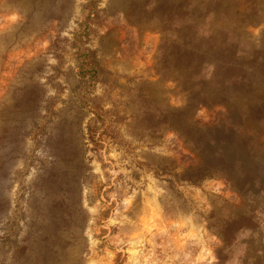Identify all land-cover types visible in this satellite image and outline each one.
Masks as SVG:
<instances>
[{
  "label": "rangeland",
  "instance_id": "obj_1",
  "mask_svg": "<svg viewBox=\"0 0 264 264\" xmlns=\"http://www.w3.org/2000/svg\"><path fill=\"white\" fill-rule=\"evenodd\" d=\"M149 1L0 0V264H264V0H193L248 81L180 128L145 114L185 102Z\"/></svg>",
  "mask_w": 264,
  "mask_h": 264
},
{
  "label": "trees",
  "instance_id": "obj_2",
  "mask_svg": "<svg viewBox=\"0 0 264 264\" xmlns=\"http://www.w3.org/2000/svg\"><path fill=\"white\" fill-rule=\"evenodd\" d=\"M139 11L145 18L156 19L160 24L161 73L164 74L167 69L173 70L177 75L175 82L185 96L182 106L171 109L157 108L155 112L150 109L145 113L148 117H157V113L164 112L165 120L161 121V124L180 128V121L190 113L202 106L231 99L233 93L246 85L247 68L239 65V36L227 26L222 15L217 19V28L213 31L207 27V8H197L193 0H177L171 5L168 0H152ZM95 14L96 12L92 11L90 19ZM77 68L79 76H87L89 82H93L101 74L94 51L87 48L78 58ZM250 70L255 69L252 67ZM222 124L216 125L214 129L224 130ZM190 129L194 138L203 131L192 124ZM188 140H193V137ZM207 141L208 139L205 147ZM207 152L209 151L204 149V153H200L204 158V167L198 171L195 181L211 176L212 171L209 169L216 166V163L207 161ZM216 171H220V168Z\"/></svg>",
  "mask_w": 264,
  "mask_h": 264
}]
</instances>
